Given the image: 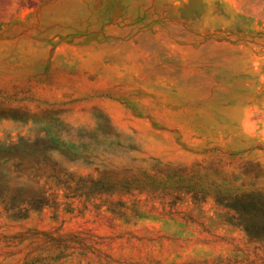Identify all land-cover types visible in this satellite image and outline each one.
<instances>
[{
	"label": "rangeland",
	"instance_id": "1",
	"mask_svg": "<svg viewBox=\"0 0 264 264\" xmlns=\"http://www.w3.org/2000/svg\"><path fill=\"white\" fill-rule=\"evenodd\" d=\"M0 150V264H264L238 210L183 194L264 218V0H0ZM146 172L178 201L87 194Z\"/></svg>",
	"mask_w": 264,
	"mask_h": 264
},
{
	"label": "trees",
	"instance_id": "2",
	"mask_svg": "<svg viewBox=\"0 0 264 264\" xmlns=\"http://www.w3.org/2000/svg\"><path fill=\"white\" fill-rule=\"evenodd\" d=\"M1 156L2 155L0 154V157ZM185 170L186 168H180L176 171L181 173ZM172 180L173 179L171 178L154 179L153 176L147 172L143 177H134L131 174L120 178L102 176L101 178L91 180L92 186L89 188L90 193L87 194L93 198H101V203L99 204L100 207H106L114 214H117V210H121L123 214H126L125 212L127 211V207L123 205V201H121V199L118 201L112 199L115 195H130L133 193L129 192H132L133 190H139L140 192H146L142 194H149L154 200L165 199V196L170 195L174 203H176L180 198V195L178 196L174 193H158L157 191L158 189H163L162 187H165V190H170V186L173 184ZM177 184L180 186V181ZM159 185L162 187H159ZM187 188H190L188 189L189 193L183 194L190 195L195 203L214 199L217 205L228 206L238 210V212H240L242 222L244 221L242 224L246 231L259 235L264 234V218L262 219L261 216L257 214V212H262V210L258 208L259 203H257L258 199L260 200L263 198L262 194L252 192L253 195H251V193H244L246 191L243 192L242 189H239L236 186L231 187L227 184H219L218 186H210L209 188L206 186L197 187L196 185V187H194V185H189ZM119 191L127 193H113ZM103 197L104 199H102ZM48 201L49 199L47 197H31L30 200L26 201L27 203H25L29 206L27 209L30 211L33 209H42L46 204H48ZM174 203L172 204L173 207L176 206Z\"/></svg>",
	"mask_w": 264,
	"mask_h": 264
}]
</instances>
